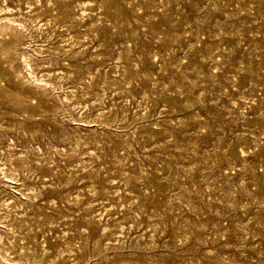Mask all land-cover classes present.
I'll return each instance as SVG.
<instances>
[{
  "label": "rangeland",
  "instance_id": "rangeland-1",
  "mask_svg": "<svg viewBox=\"0 0 264 264\" xmlns=\"http://www.w3.org/2000/svg\"><path fill=\"white\" fill-rule=\"evenodd\" d=\"M0 264H264V0H0Z\"/></svg>",
  "mask_w": 264,
  "mask_h": 264
}]
</instances>
